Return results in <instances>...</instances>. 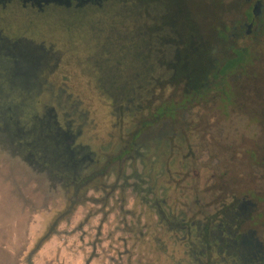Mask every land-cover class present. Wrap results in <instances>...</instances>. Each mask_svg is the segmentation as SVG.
Listing matches in <instances>:
<instances>
[{
	"label": "rangeland",
	"instance_id": "374dc122",
	"mask_svg": "<svg viewBox=\"0 0 264 264\" xmlns=\"http://www.w3.org/2000/svg\"><path fill=\"white\" fill-rule=\"evenodd\" d=\"M126 2L104 1L101 8L78 17L62 11L27 16L0 8L3 37H25L41 44L51 56L41 74L48 86L40 93H0V264H195L187 253L195 241L193 231L183 229L200 213L195 159L184 151L188 144L193 149L194 114L187 112L189 123L167 116L156 119L165 106L173 105L172 100L181 102L183 88L172 79L168 80L174 85L170 91L167 81L153 89L146 86L148 64L164 61L171 67L173 57L164 46L161 54L154 45V54L144 56L147 30L152 28L156 38L162 36L157 32L163 26V14L151 16L145 11V20ZM235 2L161 3L174 14L189 12L187 23L208 38L219 26L236 20ZM169 32L164 31L167 38ZM176 47L183 45L177 42ZM139 53L144 54L142 58L135 57ZM135 73L136 88L120 90L117 84H130ZM113 82L116 89L110 85ZM50 116L82 126L79 141L94 155L111 156L120 149V142L123 149L140 137L134 158L101 182L105 188L96 182L84 191L72 212L62 218L72 193H53L47 178L29 166L34 155L55 149L51 141L60 133L54 124L52 131L48 127ZM20 142L29 146V163ZM118 177L119 186L113 192L111 186ZM43 246L42 257H37Z\"/></svg>",
	"mask_w": 264,
	"mask_h": 264
},
{
	"label": "flooded vegetation",
	"instance_id": "af4514ba",
	"mask_svg": "<svg viewBox=\"0 0 264 264\" xmlns=\"http://www.w3.org/2000/svg\"><path fill=\"white\" fill-rule=\"evenodd\" d=\"M104 1L108 0H0V8L27 16L62 11L78 17L86 10L101 8ZM161 2L147 0L146 11L151 16L171 11ZM233 5L239 16L230 26H219L208 38L197 37L196 53L189 55H198L192 71L187 68L191 62L185 59V48L172 45L179 37L173 40L164 35V31H171L174 20L163 19L157 32L160 37L153 36L152 28L146 32L149 36L144 56L154 54L157 45L158 54L164 46L167 55L173 57L170 68L163 65L164 61L160 65L148 61L146 86L153 89L160 81H167L170 91L174 85L168 80L172 79L183 88V98L181 102L172 100L173 109L165 106L167 118L189 123L187 112L194 114L193 149L188 144L184 151L195 159L200 213L183 229L193 231L195 241L187 253L195 264H264V0H236ZM40 45L25 37H3L0 32V93H40L48 86L41 74L49 67L51 56ZM132 77L135 84L120 83L118 88L135 89L137 73ZM110 85L116 89L114 82ZM52 124L60 134L51 141L55 149L49 155L45 151L36 154L29 163V146L24 142L20 145L26 152L24 160L47 178L53 193H72L71 205L62 218L72 212L84 191L111 178L115 168L134 158L140 137L127 142L123 149L120 142V149L111 156L94 155L79 141L82 126L76 128L72 121L56 118ZM120 179L111 186L113 192Z\"/></svg>",
	"mask_w": 264,
	"mask_h": 264
},
{
	"label": "trees",
	"instance_id": "16d2710c",
	"mask_svg": "<svg viewBox=\"0 0 264 264\" xmlns=\"http://www.w3.org/2000/svg\"><path fill=\"white\" fill-rule=\"evenodd\" d=\"M126 3H131L132 7H134V9H137L136 12H138L140 16L141 14H143V18L146 20V16H144V14H146L145 11L147 10L146 9L147 0L146 2H144V0H132V1L127 0ZM156 15H157V12H156ZM190 16L191 15L189 12L185 16L184 12L182 11H178L175 14L172 11H169V12L165 11L164 14L162 15V18L160 19V22L163 19L168 20L169 22L174 20L172 21L173 23L171 25V28H173V31H175V33L171 31L172 33L167 34V36H169L170 39L171 38L174 39V37H179V40H177V42L179 45H183V48H185V52L187 54L185 56V59H188V61L191 62V64L187 63L188 64L187 68L192 71L196 69V60L193 57H189V55L196 53V50L194 48L195 41L197 37L202 36V34L198 31L196 27L193 26L192 23L191 24L187 23L188 21H191ZM171 28L169 29L172 30ZM177 42H174V44L176 45ZM168 115L169 114L167 113V110L164 107L163 112L160 115L156 116V118L161 117V116H168Z\"/></svg>",
	"mask_w": 264,
	"mask_h": 264
},
{
	"label": "crops",
	"instance_id": "0c3cea01",
	"mask_svg": "<svg viewBox=\"0 0 264 264\" xmlns=\"http://www.w3.org/2000/svg\"><path fill=\"white\" fill-rule=\"evenodd\" d=\"M36 220H37V219L35 218V221H36ZM53 236L55 237V235H53ZM54 237H53V238H54ZM53 238H51V240H52ZM51 240L49 241V243L51 242ZM47 242H48V241H47ZM45 245H46V243H45ZM45 245H44V246H45ZM44 246H43V247L40 249V251L38 252L37 257H40V256L42 257V252H43V250H45V248H46V247H44Z\"/></svg>",
	"mask_w": 264,
	"mask_h": 264
},
{
	"label": "water",
	"instance_id": "95a60500",
	"mask_svg": "<svg viewBox=\"0 0 264 264\" xmlns=\"http://www.w3.org/2000/svg\"><path fill=\"white\" fill-rule=\"evenodd\" d=\"M88 1H90V0H88ZM49 119H50V120L48 121V122H49L48 127H49L50 130H51V126L53 125V124H52V120H53V119H52V116H50ZM51 131H52V130H51ZM59 132H60V131H59ZM44 133H46L47 135H49V134H48V131H44ZM50 135H51V134H50Z\"/></svg>",
	"mask_w": 264,
	"mask_h": 264
}]
</instances>
